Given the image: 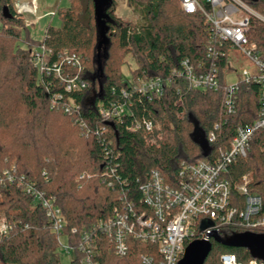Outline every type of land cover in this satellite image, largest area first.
<instances>
[{"label": "trees", "instance_id": "16d2710c", "mask_svg": "<svg viewBox=\"0 0 264 264\" xmlns=\"http://www.w3.org/2000/svg\"><path fill=\"white\" fill-rule=\"evenodd\" d=\"M245 1L264 16V0ZM126 2L141 15L136 24L115 15L114 0H68V5L55 8L59 25L47 24L43 36L33 39L12 0H0V214L9 225L7 233L0 235V264H60L52 221L31 195L3 179V169L13 165L18 174L54 199L63 218L61 232L74 245L80 231L111 215L123 192L137 198L138 185L152 168L169 179L181 161L213 159L220 150L228 149L237 126L251 125L258 117L259 89L255 83L240 86L235 110L226 114L220 88L190 89L183 76L170 75L183 58H188L197 71L216 66L220 84L224 83L222 69L230 46L226 42L218 46L215 41L219 54L206 55L213 40L210 25L200 12H184L178 0ZM106 4L107 20L101 30L97 7ZM3 7L10 16H3ZM247 37L256 43L264 60V22L251 18ZM20 40L23 46L18 44ZM64 51L80 57L88 81L86 89L65 91L57 78L36 63L37 52L41 62L51 64ZM126 53L135 64L131 82L160 76L166 80L163 94L150 99L133 94L128 113L119 119H103L97 107L121 102L120 89L128 88L130 81L120 68ZM100 67L103 81L98 74ZM95 83L98 91L86 106V91ZM56 93L60 97L52 104ZM69 99L79 107L71 106ZM142 116L154 123V131L147 136L154 138L153 143L141 130L126 127ZM216 123L215 140L208 142L206 133ZM196 129L201 130L205 143L194 136ZM243 175L248 191L261 197L264 211V128L254 131L246 154L235 157L226 174L232 199L239 207L243 194L235 186ZM254 230L264 233V226ZM216 231L229 239L245 230L220 226ZM151 247L131 239L128 253L120 256L102 245L100 264H140V254ZM222 253L234 254L242 264L251 260L264 263L243 247L211 239L203 264H221ZM80 256L76 252L69 264H81Z\"/></svg>", "mask_w": 264, "mask_h": 264}, {"label": "built area", "instance_id": "2783aa9c", "mask_svg": "<svg viewBox=\"0 0 264 264\" xmlns=\"http://www.w3.org/2000/svg\"><path fill=\"white\" fill-rule=\"evenodd\" d=\"M180 8L186 13L200 12L205 22L210 25L212 42L206 49L207 56H216L219 49L214 47L228 43L230 48H238L249 60V64L240 69V79L220 84L219 71L216 66L204 71H197L188 58L180 61L179 68L170 71L171 76H183L190 89L217 90L223 92V110L233 113L237 92L242 84L255 83L259 89V113L256 120L248 126H237L226 150H220L213 159L208 157L193 162L181 161L174 176L166 179L160 170L152 168L148 178L138 185L139 196L128 197L124 192L120 195V204L112 209L111 215L98 220L80 231L74 245L69 244L65 234L61 232L63 218L60 208L51 196L45 195L28 182L24 175L18 174L12 165L2 170L1 175L7 183L21 187L32 196L52 221V228L57 233L59 249L65 252H79L81 264H100L102 245L116 255L124 256L129 251L130 240L134 239L151 246L149 251L140 254V264H176L181 258L184 248L195 238L204 236L205 231L217 230L220 226H234L245 231L264 226V211H261L262 199L248 191L246 175L235 186L243 194L242 206L232 199L231 184L226 177L230 163L237 156L246 154L249 142L257 128H264V60L260 57L256 43L247 37L251 18L264 22V16L252 9L245 0H178ZM35 0L28 3L17 2L14 9L20 15L23 12L35 14ZM241 10L246 14L241 15ZM47 14H54L48 11ZM37 52L36 63L46 74H52L62 83L65 91H80L88 85L87 76L82 72L81 59L76 54L66 51L62 57L51 64L41 61ZM75 69V72L71 71ZM166 80L160 76L140 79L136 83L128 82V88H121V102L111 101L107 105L97 107L103 119L117 118L129 112L132 95H142L149 99L153 95H162ZM59 94L53 95L51 103L56 102ZM70 105L79 107L71 99ZM69 106H65L68 110ZM127 129L141 130L148 138L154 131L151 118L142 116L128 124ZM216 123L206 133L208 142L215 140ZM1 177V178H2ZM206 228L201 230V225ZM9 225L0 214V235L7 233ZM72 232L75 229L72 228ZM65 243H64V241ZM221 264H242L232 253L220 255ZM264 264L251 260L247 264Z\"/></svg>", "mask_w": 264, "mask_h": 264}, {"label": "rangeland", "instance_id": "374dc122", "mask_svg": "<svg viewBox=\"0 0 264 264\" xmlns=\"http://www.w3.org/2000/svg\"><path fill=\"white\" fill-rule=\"evenodd\" d=\"M115 1V6H114V13L117 17H119L122 20H127L129 21L131 24H136L138 21H140L141 19V15L136 12L131 6H129L126 2V0H114ZM57 3V6L55 7H64L66 5H68V0H52L51 5H53L54 3ZM241 15L246 14V12L244 10H241L240 12ZM33 15V14H32ZM36 15H33V19H35ZM48 20L50 22H52L53 25H59V18L57 16V14L55 13L53 16H46L45 18H43L41 21L45 22ZM38 21V22H37ZM30 25V24H29ZM26 26V29H29V36L33 37V38H41L43 35V31L41 29H39L40 25H39V19H36V23L34 25ZM24 35V32H22V36ZM18 44L20 46L24 45V42L22 40L18 41ZM226 65L224 66V68L222 69L224 77H223V82H228L231 80H239L240 79V69L243 66H246L247 64H249V60L244 57L240 50L238 48H229L228 52H227V58H226ZM121 61H124V63L122 64V66H120L123 75H125V77L127 78V80H129L131 82V80L133 79L131 76V69L134 68L135 64H134V59L132 58V55L130 53H126L123 54V56L121 57ZM41 61H39L38 63H40ZM39 66V64H38ZM97 83L90 85L88 90L86 91L87 93V98L85 101L86 106H89L90 104L88 103L90 101V99L92 97L95 96V93L98 91L97 89ZM59 110V109H58ZM61 111V110H60ZM194 136L196 138H201L202 142L205 143V138L201 132L200 129H196L194 132ZM238 229V228H237ZM64 241V240H63ZM65 243V241H64ZM60 260L59 263L60 264H69L70 260L74 257V254L72 251L65 252L60 250Z\"/></svg>", "mask_w": 264, "mask_h": 264}, {"label": "water", "instance_id": "95a60500", "mask_svg": "<svg viewBox=\"0 0 264 264\" xmlns=\"http://www.w3.org/2000/svg\"><path fill=\"white\" fill-rule=\"evenodd\" d=\"M110 1V0H107ZM108 4V3H107ZM104 6L97 7V14L101 20L100 27L101 30L104 28V20L106 19ZM3 16H10L8 9L3 7ZM107 20V19H106ZM95 74V73H94ZM98 74L100 75L101 81L104 80V75L102 68L100 67ZM201 230L206 228V224L201 225ZM211 239H214L222 245H230L235 247H243L247 249L250 255L255 259H260L264 261V233L263 232H253V231H243L240 232L229 239H223L215 229H210L205 231L204 236L200 238H195L184 248L181 258L176 264H203L206 256L211 249Z\"/></svg>", "mask_w": 264, "mask_h": 264}, {"label": "crops", "instance_id": "0c3cea01", "mask_svg": "<svg viewBox=\"0 0 264 264\" xmlns=\"http://www.w3.org/2000/svg\"><path fill=\"white\" fill-rule=\"evenodd\" d=\"M28 1L29 0H12L13 8H14V4L17 3V2L28 3ZM35 1H36V4H37L36 12H35V14H33V15H36L35 19L32 18L33 17L32 13L27 12V11L23 12L21 14V17L24 20L25 29H26L27 25H29V24H30L29 26L34 25L36 23V19L37 20L39 19V25H40L39 29H41L44 32V29H45L46 25L47 24H52V22H50L48 20V22L45 21V22H42V24H41L40 20H42L46 16H53L54 14L53 15L47 14V12L51 11V10L55 11V8H56L55 6H57V3L55 2L53 5H51L52 0H35ZM27 32H28V35H30L29 34V29L27 30ZM31 38H33V37H31ZM33 39H40V38H33Z\"/></svg>", "mask_w": 264, "mask_h": 264}, {"label": "bare ground", "instance_id": "6f19581e", "mask_svg": "<svg viewBox=\"0 0 264 264\" xmlns=\"http://www.w3.org/2000/svg\"><path fill=\"white\" fill-rule=\"evenodd\" d=\"M252 264H255V263H252Z\"/></svg>", "mask_w": 264, "mask_h": 264}]
</instances>
